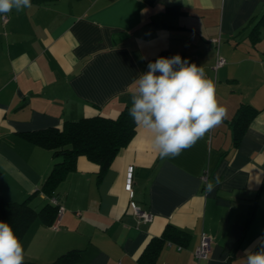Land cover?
Returning a JSON list of instances; mask_svg holds the SVG:
<instances>
[{
    "label": "crops",
    "instance_id": "obj_1",
    "mask_svg": "<svg viewBox=\"0 0 264 264\" xmlns=\"http://www.w3.org/2000/svg\"><path fill=\"white\" fill-rule=\"evenodd\" d=\"M31 5L7 13L4 24L0 17L4 200L31 196L56 159L26 133L98 113L117 116L131 106L135 80L158 57L179 54L202 66L227 115L175 158H160L137 125L103 172L78 155L56 187L64 207L57 227L33 220L21 238L24 261L48 264L80 249L76 264H139L149 240L175 227L185 238L168 235L152 264H196L193 251L202 233L212 239L205 264H246L244 250L264 236V0H31ZM218 53L226 62L213 69ZM241 104L249 106V118L235 141ZM129 166L133 199L152 214L150 221H138L129 207L124 187ZM43 196L39 192L29 201L39 209Z\"/></svg>",
    "mask_w": 264,
    "mask_h": 264
},
{
    "label": "clouds",
    "instance_id": "obj_2",
    "mask_svg": "<svg viewBox=\"0 0 264 264\" xmlns=\"http://www.w3.org/2000/svg\"><path fill=\"white\" fill-rule=\"evenodd\" d=\"M31 0H0V14L30 8ZM129 116L143 128L160 158H175L222 124L227 109L202 66L179 54L150 61L135 80ZM216 183H219L217 179ZM214 185L209 183L207 191ZM258 248V250H253ZM246 264H264V236L244 250ZM25 250L9 223L0 222V264H24Z\"/></svg>",
    "mask_w": 264,
    "mask_h": 264
},
{
    "label": "trees",
    "instance_id": "obj_3",
    "mask_svg": "<svg viewBox=\"0 0 264 264\" xmlns=\"http://www.w3.org/2000/svg\"><path fill=\"white\" fill-rule=\"evenodd\" d=\"M130 107H123L115 117L98 113L64 121L60 128L49 127L26 133L29 140L50 149L56 159L41 186L31 196L21 201H6L0 197V222L9 223L20 240L36 217L51 225L58 205L49 199L57 196L58 182L75 168L76 157L80 154L85 155L89 160L98 164L101 173L109 166L119 149L131 140L136 124L129 116ZM248 107L246 104H241L237 110L235 141L240 137L244 122L249 118ZM239 121L242 123L239 124ZM39 192L44 194L46 202L37 209L29 200ZM168 235L171 236L170 238L177 239H183L186 236L181 230L172 227L161 237L151 238L138 257V263L152 264L161 242L167 239ZM79 256L80 249H69L48 264H76ZM24 264L38 263L24 261Z\"/></svg>",
    "mask_w": 264,
    "mask_h": 264
},
{
    "label": "built area",
    "instance_id": "obj_4",
    "mask_svg": "<svg viewBox=\"0 0 264 264\" xmlns=\"http://www.w3.org/2000/svg\"><path fill=\"white\" fill-rule=\"evenodd\" d=\"M1 23L4 24L7 19L8 16L7 14H1ZM218 40V39H216ZM226 62L225 58L223 56H221L219 53L217 54L216 58H215V62L213 64V69L218 68L219 66L223 65ZM262 62H264V60H262ZM131 169L132 167L129 166V170L127 172V176H126V182H125V189L128 192L129 195V207L131 208L132 212L135 214V216L137 217L138 221H143V222H147L150 221L152 219V214L150 212H148L145 209H142L137 203L136 201L133 199V188H132V184H131ZM52 203L58 205L57 206V212L54 218L53 223L51 224L52 227L56 228L58 225V221L64 211V207L61 203L58 202V198L56 196H52L49 199ZM211 242L212 239L209 235L202 233L201 234V238L199 243L196 245L194 251H193V255L196 261V264H205V260L208 258V252L210 251L211 248Z\"/></svg>",
    "mask_w": 264,
    "mask_h": 264
}]
</instances>
